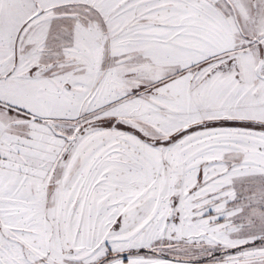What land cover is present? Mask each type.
<instances>
[{
  "label": "snow or ice",
  "instance_id": "6c2138e0",
  "mask_svg": "<svg viewBox=\"0 0 264 264\" xmlns=\"http://www.w3.org/2000/svg\"><path fill=\"white\" fill-rule=\"evenodd\" d=\"M0 264H264V0H0Z\"/></svg>",
  "mask_w": 264,
  "mask_h": 264
}]
</instances>
